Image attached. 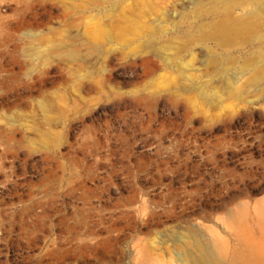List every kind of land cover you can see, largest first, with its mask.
<instances>
[{
  "label": "rangeland",
  "instance_id": "rangeland-1",
  "mask_svg": "<svg viewBox=\"0 0 264 264\" xmlns=\"http://www.w3.org/2000/svg\"><path fill=\"white\" fill-rule=\"evenodd\" d=\"M0 264H264V0H0Z\"/></svg>",
  "mask_w": 264,
  "mask_h": 264
},
{
  "label": "bare ground",
  "instance_id": "bare-ground-1",
  "mask_svg": "<svg viewBox=\"0 0 264 264\" xmlns=\"http://www.w3.org/2000/svg\"><path fill=\"white\" fill-rule=\"evenodd\" d=\"M224 26H227V24H224Z\"/></svg>",
  "mask_w": 264,
  "mask_h": 264
}]
</instances>
